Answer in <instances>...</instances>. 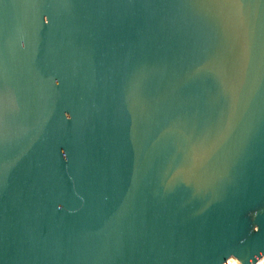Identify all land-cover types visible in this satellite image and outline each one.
<instances>
[{
    "label": "water",
    "instance_id": "obj_1",
    "mask_svg": "<svg viewBox=\"0 0 264 264\" xmlns=\"http://www.w3.org/2000/svg\"><path fill=\"white\" fill-rule=\"evenodd\" d=\"M264 255V0H0V264Z\"/></svg>",
    "mask_w": 264,
    "mask_h": 264
},
{
    "label": "bare ground",
    "instance_id": "obj_2",
    "mask_svg": "<svg viewBox=\"0 0 264 264\" xmlns=\"http://www.w3.org/2000/svg\"><path fill=\"white\" fill-rule=\"evenodd\" d=\"M230 258H232L233 260L227 262L228 260H230ZM224 264H241V263L236 258L231 256L226 260ZM254 264H264V255L260 256Z\"/></svg>",
    "mask_w": 264,
    "mask_h": 264
},
{
    "label": "rangeland",
    "instance_id": "obj_3",
    "mask_svg": "<svg viewBox=\"0 0 264 264\" xmlns=\"http://www.w3.org/2000/svg\"><path fill=\"white\" fill-rule=\"evenodd\" d=\"M233 259L232 258H230V260H228L227 262H229V261H232Z\"/></svg>",
    "mask_w": 264,
    "mask_h": 264
}]
</instances>
